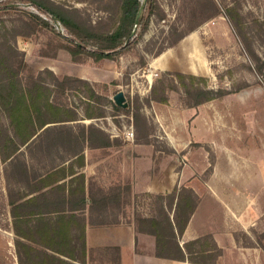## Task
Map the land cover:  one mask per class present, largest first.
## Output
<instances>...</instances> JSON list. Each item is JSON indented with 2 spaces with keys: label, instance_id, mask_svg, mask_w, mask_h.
<instances>
[{
  "label": "rangeland",
  "instance_id": "rangeland-1",
  "mask_svg": "<svg viewBox=\"0 0 264 264\" xmlns=\"http://www.w3.org/2000/svg\"><path fill=\"white\" fill-rule=\"evenodd\" d=\"M42 1L71 14L93 33H111L122 13L121 0ZM151 13L134 44L112 58L97 60L80 52L52 15L14 1L0 8V51L13 59L15 68L19 61L26 62L28 68L20 70L26 85L45 69L60 78L82 79L66 82L64 89L52 84L57 88L52 99L78 111L79 120L64 122H76L77 136L90 138V146L108 145L115 138L122 158L130 154L146 177L163 184L184 185L196 179L204 185L216 171L222 177L234 176L237 185L259 188L257 202L264 207V0H156ZM44 21L56 25V31ZM105 43L95 36L88 48ZM43 73L52 83V76ZM209 89L230 92L196 104L199 92ZM120 92L125 97L122 104L115 100ZM90 108L104 116L89 118ZM68 127L53 125L52 135L58 137L52 141L59 140L60 132L67 139ZM132 141L143 143L135 146ZM78 143L84 146L82 140L67 144ZM67 150L72 152L69 146ZM27 158L36 176L51 170L52 153ZM10 171L0 155L2 227L8 226L11 192L26 185L10 179ZM218 180L223 178H213V184L220 185ZM139 182L138 177L136 188ZM131 192V200L125 195L122 205L130 200L136 218L150 208L158 214L157 196ZM1 251L8 260L7 243L0 245V257Z\"/></svg>",
  "mask_w": 264,
  "mask_h": 264
},
{
  "label": "crops",
  "instance_id": "crops-1",
  "mask_svg": "<svg viewBox=\"0 0 264 264\" xmlns=\"http://www.w3.org/2000/svg\"><path fill=\"white\" fill-rule=\"evenodd\" d=\"M75 124L52 122V126L68 125L70 131L67 139L60 132L59 140L52 141V169L11 192L15 204L7 207L8 226H0V245L7 243L9 255L5 260V252L1 251L0 264H32V258L26 256L22 247L19 255L16 238L37 244L48 239L42 229L48 226H52V264H264L261 224L264 207L257 202L259 188L237 185L234 176L222 177L217 171L204 185L196 179L184 185L152 181L143 167L138 169L136 159H131L130 154L127 156L130 160L125 155L121 157L115 138L111 137L108 145L90 146L86 135L77 136ZM70 140L84 142L81 152L67 150L68 146L82 145H68ZM141 143L133 142L135 146ZM138 177L140 188L135 187ZM213 178L223 180H218L221 184L216 185ZM45 180L50 181L48 186L36 187L35 184ZM176 188H191L198 198L197 207L178 238L185 259L158 256L156 236L139 231L135 210L131 211L134 208L130 202L131 189L134 195L136 192L166 195ZM125 195L130 203L122 205ZM174 214L173 209L172 220ZM142 216H155V213L150 208ZM14 224L28 235H17ZM254 229L260 233L254 234ZM240 232L255 243L245 242ZM83 237L85 260L81 259ZM59 248L74 250L75 256Z\"/></svg>",
  "mask_w": 264,
  "mask_h": 264
},
{
  "label": "trees",
  "instance_id": "trees-1",
  "mask_svg": "<svg viewBox=\"0 0 264 264\" xmlns=\"http://www.w3.org/2000/svg\"><path fill=\"white\" fill-rule=\"evenodd\" d=\"M14 1L32 4L41 12L52 15L66 28L68 37L76 42V47L80 52H87L95 59L100 60L114 57L119 50L131 46L138 40L140 30L145 29L150 23L151 12L156 0H146V2L145 0H121L120 22L116 29L107 34L93 33L90 28H84L71 14L56 10L42 0H0V8L8 7ZM143 5L144 8L136 26L137 14ZM226 13L230 19L233 18L231 10ZM44 26L56 31V25L47 21H44ZM135 27H137V32L134 37L130 38ZM95 36L103 38L106 43L101 47L98 46L97 49H89L88 41ZM13 62V59L4 53V50L0 51V155L2 160L11 166L10 179L17 180L16 184H28L33 176L36 178V174H34V168L27 156L52 153V122L80 119L76 109L53 101L52 93L57 91L54 86L64 89L66 82L73 80L82 82V79L70 76L60 78L52 70L45 69L38 73L37 78L32 76L31 82L26 85L21 77L22 71H20L28 68L26 62L19 61L18 68L12 65ZM43 71L52 76V83H47L43 77ZM229 92L224 89L201 91L196 104L218 98ZM111 103L114 107L118 106L114 101ZM86 114L89 118L104 116L101 112L91 111V108ZM87 140L90 142V138L87 137ZM82 149L83 145L72 147V152H81ZM10 179L8 177V188L12 184ZM41 184L48 186L50 181L45 180ZM155 196L160 202L157 207L158 214L150 217H137L136 227L139 231L156 236V254L158 256L185 259L186 254L180 247L178 238L184 233L191 215L197 207L198 198L191 188L181 190L176 188L172 193ZM9 199L10 204H15L14 200ZM173 209L175 214L172 220L170 211ZM42 229L48 239L37 241V244L22 242L16 238L19 255L22 247L26 256L32 258V264H52V226L42 227ZM14 230L17 235H28L19 231L17 224H14ZM82 242L81 259L85 260V237ZM190 244L186 246L188 247ZM59 250L67 255L75 256L74 250L61 248Z\"/></svg>",
  "mask_w": 264,
  "mask_h": 264
},
{
  "label": "water",
  "instance_id": "water-1",
  "mask_svg": "<svg viewBox=\"0 0 264 264\" xmlns=\"http://www.w3.org/2000/svg\"><path fill=\"white\" fill-rule=\"evenodd\" d=\"M146 2V0H145ZM144 8V5L141 7V9L139 10L138 14H137V17H136V26L138 25V22H139V19H140V16H141V13H142V10ZM136 34V28L133 30L130 38L134 37ZM128 43V41H127ZM115 100L118 104H122V102L125 100V97L123 95L122 92L118 93L116 96H115Z\"/></svg>",
  "mask_w": 264,
  "mask_h": 264
}]
</instances>
